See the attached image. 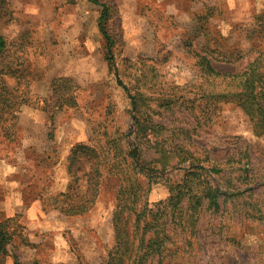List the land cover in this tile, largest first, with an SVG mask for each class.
Wrapping results in <instances>:
<instances>
[{
    "label": "rangeland",
    "instance_id": "374dc122",
    "mask_svg": "<svg viewBox=\"0 0 264 264\" xmlns=\"http://www.w3.org/2000/svg\"><path fill=\"white\" fill-rule=\"evenodd\" d=\"M101 1L110 11L113 66L99 5H0V223L10 236L0 264L107 263L119 178L103 177L85 214L65 216L52 201L67 190L76 143L106 146L121 137L130 149L137 120L149 128L142 159L158 176L147 194L149 177L136 174L140 202L153 206L186 184L192 200H202L185 227L168 217L169 237L148 264H264V132L236 103L213 97L227 88L225 74L264 55V0ZM199 54L223 75L202 73ZM191 163L207 173H189ZM214 187L216 206L206 197ZM188 208L183 198L181 216Z\"/></svg>",
    "mask_w": 264,
    "mask_h": 264
},
{
    "label": "trees",
    "instance_id": "16d2710c",
    "mask_svg": "<svg viewBox=\"0 0 264 264\" xmlns=\"http://www.w3.org/2000/svg\"><path fill=\"white\" fill-rule=\"evenodd\" d=\"M3 0H0V5ZM101 7L98 18V29L107 42V60L110 66L114 65L112 48L114 40L106 29V21L110 17L109 6L101 0H88ZM6 40L0 34V52L5 49ZM198 64L202 73L208 77L217 78L223 74L218 72L212 60L207 55H200ZM228 79L227 88L214 94V99H224L227 102H234L240 106L252 120L257 133L264 132V55L259 52L256 58L247 67L236 74L224 75ZM122 83V82H121ZM128 91V88L124 86ZM139 120L131 134H136V142L132 148L121 145V137L108 143L106 146L76 143L68 157V173L70 182L67 190L59 192L53 197L52 205L60 214L65 216H77L89 212L95 205L99 196L100 185L104 176L116 175L122 182L118 192L117 203L113 216V227L115 232V243L109 254L106 264H148L160 252L161 238H168L166 226L169 225L168 217L177 221L185 227L183 221L192 222L197 219L196 214L202 204L199 198L197 202L192 199L191 184L172 186L171 195L165 201H159L153 206L147 200L140 202L139 191L143 184L138 181L136 174L143 173L149 177L147 182V194L150 191L151 179L158 177L151 166L145 164L142 159L140 147L141 139L148 136L149 128L141 126ZM51 136V134L49 133ZM129 149V150H128ZM90 164L89 169L85 168ZM194 169V164L191 163ZM116 169V170H115ZM190 171L195 175L198 171H205L201 166ZM162 171V168H160ZM212 170V169H211ZM216 171V169L214 168ZM207 173V172H206ZM135 178L133 188L132 180ZM221 192L213 188L207 193L210 205H217V199ZM146 196V192L143 197ZM188 200L189 208L184 216H181V200ZM130 203L137 205V208H130ZM44 204V200H43ZM44 210H47L44 207ZM134 214V215H132ZM133 216V217H132ZM165 217L167 220H165ZM179 220H178V219ZM161 226L163 229L161 231ZM148 236V238H147ZM9 234L0 223V252L5 251L9 242ZM16 264H23L16 258Z\"/></svg>",
    "mask_w": 264,
    "mask_h": 264
}]
</instances>
